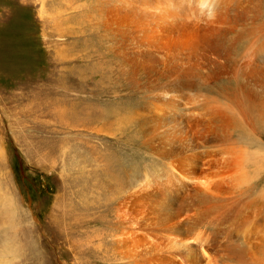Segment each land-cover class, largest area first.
<instances>
[{
  "label": "rangeland",
  "instance_id": "1",
  "mask_svg": "<svg viewBox=\"0 0 264 264\" xmlns=\"http://www.w3.org/2000/svg\"><path fill=\"white\" fill-rule=\"evenodd\" d=\"M154 1L0 0V191L11 200L8 209L0 208V251L7 257L1 264H129L135 252L138 259L137 247L151 255L175 253L172 260L160 264H183L186 253L187 261L198 260L195 239L199 238L213 247L210 264H241L235 258L242 253L246 261L261 264L264 128L244 140L240 137L247 130L235 118L229 132H222L235 143L246 144L244 152L254 163L238 190L226 189V161L214 156L215 151L227 150L220 130L199 134L194 146L184 139L173 143L188 147L185 152L192 151L197 161L207 153L202 162L217 170L223 186L217 203L238 200L235 205L218 212L217 225L205 223L199 232L195 224L210 217L206 210L193 214L204 202L193 197L182 205L179 217L180 222L186 215L197 220L190 226L172 230L176 226L172 222L148 221L143 234L135 232V218L142 216L144 203L138 200L141 187L136 185L156 178L173 161L142 144L144 130L154 126L156 92L149 71L138 68L139 60L131 59L135 51L117 35L118 23L127 25L118 12L122 8L141 12L150 26ZM177 5L182 9L179 13H199L195 0ZM193 14L184 16L180 24L193 22L207 31L206 17ZM252 32L255 44L264 40V24L246 28L243 37L235 38L233 58L249 45ZM196 85L198 90L189 93L192 104L201 101L199 95L204 102L226 104L218 91L234 89H223L232 83L218 79L203 84L198 80ZM128 195L134 207H127L126 216H118V204ZM212 229H218V238ZM130 234L147 241L131 247ZM234 246L240 249L233 250Z\"/></svg>",
  "mask_w": 264,
  "mask_h": 264
},
{
  "label": "bare ground",
  "instance_id": "2",
  "mask_svg": "<svg viewBox=\"0 0 264 264\" xmlns=\"http://www.w3.org/2000/svg\"><path fill=\"white\" fill-rule=\"evenodd\" d=\"M240 1L216 0L215 19H204L207 31H201L193 22L180 24V20L184 16L189 17L193 13H179L182 9L177 4L185 2L191 4L194 3V0H155L154 11L151 13L153 23L150 26L141 19V12L136 14V11L128 8H122L118 12L119 20H124L123 23L127 25L123 26L122 23H118L120 33L117 35L135 51L131 53V59L139 60L138 68L141 67L149 71L153 80L152 90L156 92L154 101H156L155 107L158 106V109L155 110L154 126L144 130L142 144L151 146V149L158 152L159 156L168 158L174 163L166 165V169L162 174L158 173L156 178L153 176L148 181L146 179L144 184L136 185L135 188L141 187L138 200L144 201L142 207L145 213L143 217V211H141L142 216L135 218V232L138 234H143L146 231L148 227L146 222L148 221L153 225L172 222L176 224L175 227L169 228L172 230H182L185 226L188 227L196 222L197 220H191L187 215L183 218L184 221L180 222L179 220L186 201L193 197H199L197 199H200L201 203L204 201L203 208L200 205L193 214L198 215V212L201 211V215L206 210V217H210L207 221L195 224V230H199V232L201 229H205V223L217 225L216 217L220 216L218 212H223L227 208L230 210L229 207H233L234 202L238 201L228 202L227 200V204H218L217 200L220 191H223L221 190L223 186L218 181L217 170L205 167L208 166V161L202 162L207 157V153L200 154L201 159L197 161L193 157L192 151L185 152L188 147L177 148L173 146V143L181 142L184 139L185 144L194 146L199 143L197 140L199 134L201 136L204 132H210L213 135L214 130L229 132V129L233 127V118L239 121L242 128L244 127L243 129L247 130V134L240 137L244 140L255 134L257 129L264 128V40L255 44V41H251V35L256 33L252 32L248 36V40L246 39L249 45L245 47L246 49L244 48L242 54H237L238 56L234 58L231 56L237 36L243 37L240 34L244 33L246 28L264 24V0H244L243 3ZM230 13L234 16H230ZM193 16L201 15L194 13ZM129 17L131 20L132 17H138L139 21H133L134 19L130 21ZM174 19H176L175 24H173ZM230 34L234 35H231L232 38L228 40ZM227 76L235 80L242 79V83L238 84L237 81L235 83ZM217 79L232 83L231 87L223 86V89L234 88L228 93L222 89L218 91L220 97H217L224 100L226 104L215 101L204 102L198 91L197 98H201V101H195V99L193 104L190 102V91L195 87L198 90L195 81L199 80L203 84V82L217 81ZM241 94L243 98L240 97ZM253 112H255V116L251 115ZM223 134L226 137L222 143L227 147V150L224 152L215 151L214 156L222 162L226 161L225 165L222 164L228 180L227 186H229L226 189L231 188L235 191L247 182L254 163L244 152L246 144L239 141L235 143L230 138V134ZM248 142L251 143L250 140ZM165 143L167 148L164 147ZM1 155L2 148L0 147ZM0 193V208L6 210L10 207L11 200L4 190H1ZM123 193L125 194L126 191ZM201 199H205L207 202ZM118 207L120 208L118 216H126L127 207H134L132 195H128L121 204H118ZM175 207H179V212ZM223 215L221 216L224 217ZM216 225L209 227L214 229ZM213 229L215 236L216 233L219 234V228L216 232ZM130 235L131 247H134L138 242L147 241L146 238ZM218 236L216 237L218 238ZM187 239H185L186 242ZM195 241L197 242L195 251L199 254L198 260L187 261L188 253H186L183 264H210L209 251L213 247L200 238ZM137 248L140 249L137 255L138 259L134 257L137 254L135 252L133 256H130L129 264H160L172 260L175 255L169 251L151 255L153 252ZM232 249L239 250L240 248L234 246ZM238 250L235 252L237 253ZM242 254L238 255L239 257L234 255L237 257L235 259L241 264H253L249 260L246 261ZM261 255V264H264V246L261 249ZM4 258L7 259L0 251V264L4 262Z\"/></svg>",
  "mask_w": 264,
  "mask_h": 264
},
{
  "label": "clouds",
  "instance_id": "3",
  "mask_svg": "<svg viewBox=\"0 0 264 264\" xmlns=\"http://www.w3.org/2000/svg\"><path fill=\"white\" fill-rule=\"evenodd\" d=\"M216 0H197V8L201 16L206 17L208 20L215 19Z\"/></svg>",
  "mask_w": 264,
  "mask_h": 264
}]
</instances>
